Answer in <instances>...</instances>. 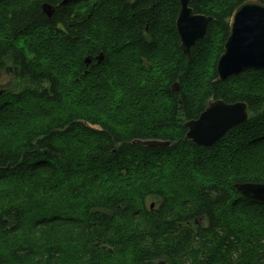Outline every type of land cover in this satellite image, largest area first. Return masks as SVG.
I'll return each mask as SVG.
<instances>
[{"label":"trees","instance_id":"1","mask_svg":"<svg viewBox=\"0 0 264 264\" xmlns=\"http://www.w3.org/2000/svg\"><path fill=\"white\" fill-rule=\"evenodd\" d=\"M244 1L193 2L212 20L185 57L176 0H0V72L18 73L0 97V264H264V204L234 187L264 184V70L216 74ZM211 100L248 121L204 148L184 124Z\"/></svg>","mask_w":264,"mask_h":264},{"label":"water","instance_id":"2","mask_svg":"<svg viewBox=\"0 0 264 264\" xmlns=\"http://www.w3.org/2000/svg\"><path fill=\"white\" fill-rule=\"evenodd\" d=\"M180 11L176 19V28L181 41V50L189 56L191 47L206 36L211 18L195 15L190 3L199 0H178ZM42 12L48 17L54 13V7L48 3L41 5ZM97 63L103 62V54L96 57ZM91 58L86 57L88 66ZM246 70H264V5L253 0L240 4L229 21V34L224 45V53L216 63V74L220 82L226 81ZM5 95L2 91L0 97ZM248 121L247 105L243 102L227 104L222 100L211 101L197 119L184 124V139L193 144L210 148L225 134ZM148 148H168L170 141L156 139L134 140ZM243 197L264 204V184L246 182L234 185Z\"/></svg>","mask_w":264,"mask_h":264},{"label":"flooded vegetation","instance_id":"3","mask_svg":"<svg viewBox=\"0 0 264 264\" xmlns=\"http://www.w3.org/2000/svg\"><path fill=\"white\" fill-rule=\"evenodd\" d=\"M129 1H132V0H129ZM177 1V3H178V7L176 8L175 7V9H174V7L171 5V7H170V10L173 12V14L175 15V20H174V28H175V31H176V33H177V35L179 36V34H178V31H177V28H176V19H177V16H178V14H179V11H180V4H179V1L178 0H176ZM200 1H202V0H199V1H193V2H197V3H199ZM247 1V0H246ZM253 1H257V2H259V3H261V4H263L264 5V0H253ZM193 2H191L190 3V5H189V7L193 10V8H192V6H191V4L193 3ZM245 2V1H244ZM243 3V2H242ZM241 3V4H242ZM239 6V5H238ZM237 6V7H238ZM236 7V8H237ZM235 8V9H236ZM234 9V10H235ZM234 12V11H233ZM193 13H194V10H193ZM195 15H201V16H205V17H209V18H211V20H212V17L211 16H206V15H203V14H196V13H194ZM233 14V13H232ZM232 16V15H231ZM231 18V17H230ZM210 20V21H211ZM209 21V22H210ZM229 21H230V19L228 20V34H229ZM208 25H209V23H208ZM207 28H208V26H207ZM206 36H207V30H206ZM206 36L202 39V40H204L205 38H206ZM228 37V36H227ZM179 39H180V37H179ZM227 39V38H226ZM201 40V41H202ZM201 41H199V42H201ZM199 42H197V43H199ZM225 42H226V40H225ZM225 42H224V45H225ZM197 43H196V45H197ZM180 45H181V41H180ZM195 45V46H196ZM224 45H223V52H222V54L224 53ZM194 46V47H195ZM179 48H180V51H181V53L183 54V52H182V50H181V47L179 46ZM193 47H191V49H192ZM191 49H190V51H191ZM221 54V55H222ZM97 55L98 54H96L95 56H93V57H90L91 58V64H94V63H96L97 61H96V57H97ZM184 55V54H183ZM220 55V56H221ZM185 56V55H184ZM189 56H190V53H189ZM189 56H185V57H189ZM219 56V57H220ZM219 59V58H218ZM103 60H104V56H103ZM13 69H10V68H5L4 70H2L1 72H0V76L1 75H5V76H7V78H8V80H9V82L6 84V85H4V86H2V87H0V92L2 91L4 94H7L9 91H10V89H11V86H13V85H15V84H17V82H16V77L15 76H17L18 75V73L16 72V70H14V71H12ZM14 75V76H13ZM153 191H155V190H153ZM146 192V191H145ZM151 193H153V194H150V195H147V196H145L146 198H155V201H156V204H157V208H155L154 206H155V202H152L151 204L152 205H150V206H146V200H145V206H146V209L148 210V211H150V212H154V211H156V210H158L159 209V206L161 205V200L160 199H158V197H161L162 196V193H160V192H158V191H155V192H151ZM161 195V196H160ZM145 198V199H146ZM157 199V200H156ZM234 202L235 203H238L239 202V197H236V198H234ZM203 220H206V218L205 217H203V216H201V217H196V218H194L193 217V219L191 220L192 221V223H194V222H198V223H200V222H202ZM190 223V221H188V224Z\"/></svg>","mask_w":264,"mask_h":264},{"label":"rangeland","instance_id":"4","mask_svg":"<svg viewBox=\"0 0 264 264\" xmlns=\"http://www.w3.org/2000/svg\"><path fill=\"white\" fill-rule=\"evenodd\" d=\"M8 82H9V80H8L7 76H5V75H1L0 76V87L6 85ZM152 202H155V206L154 207L157 208V204H156L155 198H146V206L147 207L152 205L151 204Z\"/></svg>","mask_w":264,"mask_h":264},{"label":"snow or ice","instance_id":"5","mask_svg":"<svg viewBox=\"0 0 264 264\" xmlns=\"http://www.w3.org/2000/svg\"><path fill=\"white\" fill-rule=\"evenodd\" d=\"M65 2H67V0H65Z\"/></svg>","mask_w":264,"mask_h":264}]
</instances>
